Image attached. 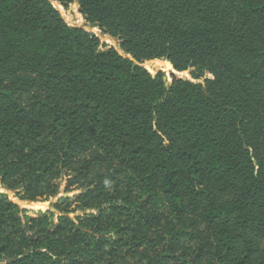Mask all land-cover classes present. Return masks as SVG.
Instances as JSON below:
<instances>
[{
  "label": "trees",
  "instance_id": "16d2710c",
  "mask_svg": "<svg viewBox=\"0 0 264 264\" xmlns=\"http://www.w3.org/2000/svg\"><path fill=\"white\" fill-rule=\"evenodd\" d=\"M64 182L0 193V264H264V0H0V184Z\"/></svg>",
  "mask_w": 264,
  "mask_h": 264
},
{
  "label": "rangeland",
  "instance_id": "374dc122",
  "mask_svg": "<svg viewBox=\"0 0 264 264\" xmlns=\"http://www.w3.org/2000/svg\"><path fill=\"white\" fill-rule=\"evenodd\" d=\"M53 5L61 13L62 17L64 18V20L66 21V23L70 27L84 28L89 33H92V34H94L100 38L102 45L105 46V48H103L104 50H107L110 48H115L120 54L124 55V53L120 50V42L118 40L112 39L110 36L104 35L99 28H94L93 26H91L90 24H88L86 22L84 16L80 12V7L77 3L70 4L67 7L63 6L59 2H53ZM143 66L151 74H155V73H157L158 70H161L162 72H164L166 74L165 78L168 81H171V75L168 73V69L161 66L160 61L146 62L143 64ZM180 77H187V76H185L184 74H181ZM65 184H66L65 182L62 184V188H61V192H60L59 196H57V197H55L49 201H46V202L41 201L40 203H38V204L44 205L46 208L45 210L35 211V210L29 209L26 206L27 205L26 203H29V202H24L23 204H25V205H23V206L25 207V209L30 211V215H34L35 213H38L40 211L50 212L47 209H48V207H50L53 204V202H54V204H56L61 198L74 197V195L79 193V192H73V193H70L67 195L65 193ZM15 193H16L17 200H20L17 196V192H15ZM20 201H22V200H20ZM23 206H22V208H23ZM55 215H56V217L61 216V214H58V213H55ZM78 215H82V214L80 212H78L76 214H71L70 217L75 218Z\"/></svg>",
  "mask_w": 264,
  "mask_h": 264
},
{
  "label": "water",
  "instance_id": "95a60500",
  "mask_svg": "<svg viewBox=\"0 0 264 264\" xmlns=\"http://www.w3.org/2000/svg\"><path fill=\"white\" fill-rule=\"evenodd\" d=\"M80 12H81V11H80ZM160 62H161V66H163L164 68H167V69H168V73H169L170 75H175V76H179V77H180L181 74H184L185 76H187V78H188L189 80H192V78L190 77V75H189L188 72H186V73H179V72L175 69L173 63H172L170 60H168V59H164V60H160ZM153 75L155 76L156 73L153 74ZM0 193H3V194L8 195V197L10 198V200L13 201L14 203H16V204H17L18 206H20L21 208H22L23 205H25V204H23V203H24V202H27V201H20V200H17L16 193H15V192H12V191H9L8 189L4 188L1 184H0ZM51 203H52V202H51ZM22 209H25V207L23 206ZM47 210L50 211V212H52V213H58V212L56 211V209L54 208V202H53V204H52ZM58 214H59V213H58Z\"/></svg>",
  "mask_w": 264,
  "mask_h": 264
},
{
  "label": "bare ground",
  "instance_id": "6f19581e",
  "mask_svg": "<svg viewBox=\"0 0 264 264\" xmlns=\"http://www.w3.org/2000/svg\"><path fill=\"white\" fill-rule=\"evenodd\" d=\"M27 205V208H29V209H31V210H35V211H37V210H45L46 208H45V206L44 205H42V204H38V203H26ZM49 208V207H48Z\"/></svg>",
  "mask_w": 264,
  "mask_h": 264
}]
</instances>
